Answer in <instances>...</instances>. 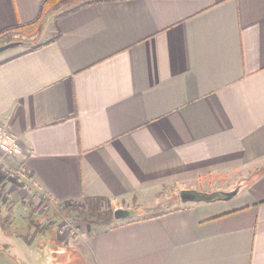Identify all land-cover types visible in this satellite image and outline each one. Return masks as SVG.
Masks as SVG:
<instances>
[{"label": "crops", "instance_id": "1", "mask_svg": "<svg viewBox=\"0 0 264 264\" xmlns=\"http://www.w3.org/2000/svg\"><path fill=\"white\" fill-rule=\"evenodd\" d=\"M42 2L0 0V39ZM70 4L0 57V122L20 147L0 150V264H62L49 238H23L35 189L148 209L83 227L80 264H264V0ZM2 168L22 170L16 187Z\"/></svg>", "mask_w": 264, "mask_h": 264}, {"label": "rangeland", "instance_id": "2", "mask_svg": "<svg viewBox=\"0 0 264 264\" xmlns=\"http://www.w3.org/2000/svg\"><path fill=\"white\" fill-rule=\"evenodd\" d=\"M71 3V2H70ZM72 5V4H70ZM68 5V7L70 6ZM67 7V6H66ZM64 8L60 7L59 9ZM38 31L33 30V29H26V30H16V31H11L7 34H5L2 39H0V45L7 43L12 40H21L23 42H26V45L18 46L15 49H10L5 52H2L0 57L7 56L11 53H14L16 51H21L22 49H27L33 46V40L35 35ZM18 170H13L10 168H2V174L3 176L8 178V180L12 181L14 184L12 186L18 185L17 181L19 177L16 172ZM250 178L248 179H252ZM247 179V180H248ZM227 184V182H224L223 184ZM234 184L233 182H229L227 185ZM21 189V188H20ZM23 191V190H22ZM24 195L25 199V209L24 212L22 213L25 214L22 219H27L29 215H31L33 218L26 220V224L22 226L23 231H29L31 233L35 231H39V236H42L44 238H48L54 243L56 246V249L54 250L55 253H57V257L59 260V263L61 262L62 264H80V261L77 259V256L74 255L71 251L74 249V242L76 240L77 234H83V227H86L87 225H93L92 228L97 227V226H108V225H113L115 223V219L108 224V225H98L94 223H84L83 221H80L76 219L74 216H72L70 210H72L73 207L76 208V205H80L83 203V200H77V201H69V202H63V203H55L53 200L46 201L47 199L42 196L43 193H26V192H21ZM173 198H178V192L173 195ZM7 199V204L6 205H11V198H9L7 193H2L1 195V200ZM3 202L0 201V205H2ZM140 203L134 200H129V201H111L110 203L103 204V209L108 208L112 210H115L117 208H131V209H141V213H144L145 210L148 211L147 208H141L139 206ZM20 211V210H19ZM19 211L16 212V217L21 216L19 214ZM146 211V212H147ZM113 213V211H112ZM113 215V214H112ZM64 224H71L73 225L75 229V234L72 235L66 231V227L63 228V232L60 233L61 227ZM76 246V245H75ZM75 251V250H74ZM76 256V257H75ZM61 260V261H60Z\"/></svg>", "mask_w": 264, "mask_h": 264}, {"label": "trees", "instance_id": "3", "mask_svg": "<svg viewBox=\"0 0 264 264\" xmlns=\"http://www.w3.org/2000/svg\"><path fill=\"white\" fill-rule=\"evenodd\" d=\"M103 1H111V0H43L41 3V14L39 17H37L35 20L25 24L21 25L19 27H16L15 30H28V29H33L39 31L41 29V16L44 14L45 11L51 10V9H59L65 4H70V2H75L77 3L74 8H78L83 5L87 4H93V3H98V2H103ZM73 8V9H74ZM199 198H209L206 195H197ZM109 203V201L106 198L102 197H86L83 200V203L80 205H76V208L73 207L72 210H70L72 216H74L76 219L83 221L84 223H94L98 225H108L113 221V215L111 209L104 208L103 209V204ZM102 205V206H101ZM33 217L29 215L27 219L24 220H29L32 219ZM4 220L2 225L4 226L5 222ZM23 220V219H22ZM29 232V231H28ZM39 233V231H35L31 233V237H29V240L27 239V234L23 235V238L27 240V243H30L32 240V237L35 236V234Z\"/></svg>", "mask_w": 264, "mask_h": 264}, {"label": "built area", "instance_id": "4", "mask_svg": "<svg viewBox=\"0 0 264 264\" xmlns=\"http://www.w3.org/2000/svg\"><path fill=\"white\" fill-rule=\"evenodd\" d=\"M0 150L5 153L7 152L8 155H16L20 153V147L19 143L17 142L16 135L12 131H10L9 127H7V124L5 122H0ZM16 174L20 177L23 172L19 169ZM23 188L32 192L31 186L29 187L25 183L23 184ZM33 193L41 194L42 192H39L37 189H35ZM42 196L47 199L46 201H50L47 195L43 194ZM65 227L68 233L72 235L75 234V229L71 224H64L61 229H59L60 233L63 232V228Z\"/></svg>", "mask_w": 264, "mask_h": 264}, {"label": "water", "instance_id": "5", "mask_svg": "<svg viewBox=\"0 0 264 264\" xmlns=\"http://www.w3.org/2000/svg\"><path fill=\"white\" fill-rule=\"evenodd\" d=\"M27 43L26 42H23L21 40H12V41H9L7 43H4V44H1L0 45V54L2 52H5L7 50H10V49H15L16 47L18 46H22V45H26ZM181 198L183 200H191V199H195L197 197L196 194L194 193H190V192H182L180 194ZM113 211V219L115 220H120V219H128V218H132L134 216H138V215H141V209H131V208H117L115 210H112Z\"/></svg>", "mask_w": 264, "mask_h": 264}]
</instances>
